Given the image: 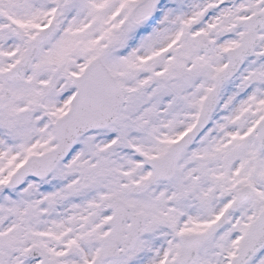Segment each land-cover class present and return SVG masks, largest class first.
I'll return each mask as SVG.
<instances>
[{
    "label": "snow or ice",
    "instance_id": "6c2138e0",
    "mask_svg": "<svg viewBox=\"0 0 264 264\" xmlns=\"http://www.w3.org/2000/svg\"><path fill=\"white\" fill-rule=\"evenodd\" d=\"M0 264H264V0H0Z\"/></svg>",
    "mask_w": 264,
    "mask_h": 264
}]
</instances>
